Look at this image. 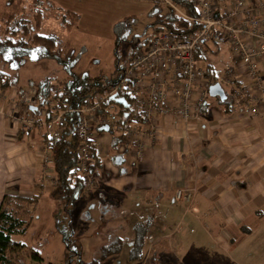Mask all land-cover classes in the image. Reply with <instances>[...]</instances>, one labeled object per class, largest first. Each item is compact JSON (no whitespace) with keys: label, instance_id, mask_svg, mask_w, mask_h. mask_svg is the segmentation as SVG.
Instances as JSON below:
<instances>
[{"label":"crops","instance_id":"obj_1","mask_svg":"<svg viewBox=\"0 0 264 264\" xmlns=\"http://www.w3.org/2000/svg\"><path fill=\"white\" fill-rule=\"evenodd\" d=\"M39 1L59 14L72 18L76 14L79 31L111 40L114 22L139 9L155 11L160 4V0ZM249 3L254 5L255 0ZM212 4L214 14L221 15L233 0H212ZM194 57L204 78L220 84L221 95L208 92L196 116L188 120L158 114L156 137L143 139L145 158L139 160L131 150L135 162L130 161L120 174L111 163L118 165L124 157L105 158L108 148L95 143L99 165L94 171H115L111 180L104 179L107 185L116 191L138 192V199L153 207L141 224L148 232L141 256L130 259L127 248V257H117L120 250L102 264H264V56L259 61L260 88L253 86L225 40L203 43ZM226 66L232 67L230 78L235 84L247 89V97L233 96L222 81ZM5 104L0 103V203L5 195L37 196L36 205L40 195L51 197L42 191L47 182L42 159L36 144L27 142L28 132L5 116ZM36 112L40 116L39 108ZM122 135L130 142L121 131L116 137ZM177 188L191 193L190 205L174 199ZM47 201L45 205L52 207L53 199ZM160 206L164 212H159ZM136 234L134 227L130 235ZM148 242L153 243L149 255Z\"/></svg>","mask_w":264,"mask_h":264},{"label":"rangeland","instance_id":"obj_2","mask_svg":"<svg viewBox=\"0 0 264 264\" xmlns=\"http://www.w3.org/2000/svg\"><path fill=\"white\" fill-rule=\"evenodd\" d=\"M140 2L143 1L140 0ZM159 2L158 8L162 12L168 9L180 12V8L171 0H160ZM37 12H41L43 16L38 32L55 36L58 39L57 46H60L59 52L48 55L40 48L38 51L25 53L23 55L25 62L20 66L11 61L3 64L1 68L7 71L15 79V82L9 87L0 88V103H6L3 109L5 116L12 120L15 127L25 129L28 132L29 139L27 142L35 143L38 154H40L43 146L42 132L47 122L44 121L40 127L36 124L23 125L21 116L23 112L24 114L26 112L25 104L20 99L21 89L27 90L30 85L35 86L34 83H27L29 79L34 81L48 79L51 88L61 79H66L72 88H81L95 83L114 85L122 77V68L128 65L130 55L133 51L135 52V45L152 33V28L146 27L152 17V11L139 9L128 17L126 19L127 27L124 30L125 39L121 41L79 31L74 22L70 27H67V16L59 14L52 6L47 7L42 3L36 4L34 0H0V26L9 16H23L32 20ZM67 51L68 54H66ZM200 64L202 65V62ZM20 85L23 87L20 88ZM45 86L46 84H42L43 89ZM38 108L40 116L37 115V112L32 113V115L38 119L46 118L47 107L39 105ZM130 108H135V104L132 103ZM108 109L111 124L108 130L97 133L96 140L99 139L98 144L101 146L99 148H108V153L104 150L103 153L101 152L103 155L104 153L107 154L105 158L117 157V155L124 157V160L118 165L110 162L117 168L116 172L120 174V169H123L130 161L135 162L134 157L131 156V150L134 154L135 151L131 142L116 137V134L118 135L121 131L116 130L114 125L116 118L114 112L116 113L117 109L115 107ZM113 139L119 141L112 143ZM145 147L143 142L139 156L135 155L139 160L145 158ZM51 154L53 155V151ZM41 165L43 169L42 160ZM52 170L49 171L51 174L54 173V168ZM114 172L104 169L94 171L95 181L81 191L79 199L75 202L70 223L74 233L80 239L84 260H89L93 252L96 255V248L112 239L115 234L123 235L124 243L117 257L124 256L127 253V248H129V241L132 238L130 234L133 233L134 227H136V232L139 229L143 230L144 228L141 226L143 220L152 215L149 208L152 206L140 201L137 197L138 192L116 191L104 182V179L105 181L111 180ZM46 177L48 179V175ZM50 179L53 180L51 176ZM47 183H45L46 190L42 191L49 193L56 182L54 185L51 182L48 185ZM37 191L38 189L34 193ZM37 199L39 203L36 205L34 202L22 205V209L28 210L27 213L22 212L23 218L27 219L30 216L31 223L25 234L13 236L14 241H21L23 246L13 245L7 250L8 264H66L63 257L64 244L62 238H66L72 232L67 222V216L62 213L60 204L52 203L53 209L56 208V210L49 212L52 207L46 206L45 201H52L51 197L46 199L45 196L40 195ZM15 211H18L19 215L22 214L20 209ZM160 211L164 212V206H160ZM125 235L128 238H124ZM74 245L75 243L71 240L70 248ZM152 245L153 243H147L146 253L148 255ZM33 253L39 256V260H36ZM76 255L72 256V264L76 263ZM125 257L127 256L125 255Z\"/></svg>","mask_w":264,"mask_h":264},{"label":"built area","instance_id":"obj_3","mask_svg":"<svg viewBox=\"0 0 264 264\" xmlns=\"http://www.w3.org/2000/svg\"><path fill=\"white\" fill-rule=\"evenodd\" d=\"M188 1L197 7L196 15L187 17L197 24L195 32L186 36L169 31L150 34L143 44L136 47L130 65L126 66L122 77L111 90V93L126 92L137 109L124 116L121 122H114L115 129L121 130L132 143L136 156L140 154L143 138L156 137L158 114L171 113L188 120L196 116L205 102L211 83L204 78V70L194 59L195 51L203 43L219 40L228 42L233 57L252 79L253 86H261L258 71L259 61L264 56V0H255L254 5H250L249 0H233V6L221 15L214 14L212 0ZM231 72L232 67L226 66L222 81L229 86L233 96L247 97V89L235 84L230 78ZM20 96L26 112L21 116L23 125L36 124L40 127L44 121L47 122L42 132L43 146L40 153L42 171L48 175L47 185L49 182L55 183L54 173L49 172L53 169L50 142L61 135L65 126L64 115L68 111L77 113L75 131L78 136L77 162L70 172L81 176L85 186L91 185L95 177L91 167L93 158L90 146L99 142V139L96 140L97 133L103 131L99 127H109L111 124L108 114L99 111L100 95L96 94L90 101L74 108L63 107V101L59 103L49 98L44 101L47 109L46 118L43 119L32 115L42 101L37 87L30 85L27 90L21 89ZM127 117L129 120L125 122ZM173 197L186 205L192 202L191 193L180 188L175 190Z\"/></svg>","mask_w":264,"mask_h":264},{"label":"trees","instance_id":"obj_4","mask_svg":"<svg viewBox=\"0 0 264 264\" xmlns=\"http://www.w3.org/2000/svg\"><path fill=\"white\" fill-rule=\"evenodd\" d=\"M34 1H36V4L40 2L39 0ZM171 1L182 9L183 14L187 16L196 15L197 9H195V6H193L188 0ZM65 12L67 13L68 11ZM152 12V20L146 25V27L152 28V33L169 31L175 35L186 36L192 35L197 29V24L195 22L187 20L185 16L178 14L173 9H168L165 12H162L159 8L155 11L153 8ZM62 15L68 17V21H66L67 27H70L74 22V19L77 17L76 14H72V18L64 12ZM42 18L43 16L41 12H37L32 20L23 16H9V18L7 17V19L4 20L3 25L0 26V88L9 87L15 82V79L12 78L7 71L1 68L7 61H11L20 66L25 62L23 59V55H25V53H30L32 51L35 52L40 48H42L48 55H51L54 52H59L60 46H57L58 39L55 38V36L50 34H41L38 32ZM126 19L127 18L124 17L112 24L113 40L121 41L125 39L124 30L127 27ZM149 36L139 41L135 45V48L143 44ZM66 54H68V51ZM133 56L134 51L132 52V55H130L128 65H130ZM125 68H122V73H124ZM27 83H34L37 87L38 94L41 95L42 101L39 102L38 106L42 105L43 107H47L44 101L52 98L55 102L60 103L63 101V107L74 108L90 101L96 94H98L101 97L99 108L100 112H106L108 114L109 107H115L117 109L116 113L114 112V115L117 116L114 122H121L125 116V112H127L128 115L130 112L137 110L136 107L130 108V105L134 102L126 92L117 91L118 93L116 94L123 96L126 101L129 102L128 108H124L110 98L111 94L114 93H111V90L116 86L117 82L112 86L95 83L88 86H82L81 88L70 87L66 79H61L56 84L57 86H55V88L50 87L51 84L48 79L45 81H34L29 79V82ZM41 84H46L44 89ZM19 87L22 88L23 85H20ZM64 119L65 126L61 135L50 142V146L53 151L52 165L54 168L56 183L54 188L48 193L55 204L61 205L62 213L66 214L67 222L69 223L70 230H72L66 238H62V242L64 244L63 257L66 260V264H72V256L74 254H77L75 264H102L106 257L111 254L118 253L121 250L124 239L119 236H115L109 241L100 244L96 248V256L94 255L89 260L81 259L80 239L74 233L70 223L75 202L79 199L81 191L86 187L81 176L73 175L70 172L71 168L77 162L76 149L78 136L75 131L77 113L68 111L65 113ZM128 120L129 117H127L124 121L127 122ZM120 139L124 140L123 135L120 136ZM90 151L93 158L91 167L92 171H94L95 167L99 165V158H97L95 143L91 144ZM36 197L25 198L21 196L5 195L2 198L0 203V264H8L6 252L10 247L13 245L23 246L21 241H14L13 236L25 234L29 224L31 223V217L28 216L27 219L23 218L22 212L27 213L28 210L22 209V205L32 204L36 200ZM12 201L15 204L11 205L10 203ZM14 209H20L22 214L19 215V212ZM54 210H56V208L53 209V211ZM147 233V230L139 229L137 234L131 239V241H129L128 253L130 259H136L141 256V251L145 245L144 241L146 240L145 237ZM71 240L75 243L72 248H70ZM33 255L36 257V260H39V256L36 253H33Z\"/></svg>","mask_w":264,"mask_h":264},{"label":"water","instance_id":"obj_5","mask_svg":"<svg viewBox=\"0 0 264 264\" xmlns=\"http://www.w3.org/2000/svg\"><path fill=\"white\" fill-rule=\"evenodd\" d=\"M208 92H209V94L217 93V94L221 95L222 90L220 88V84L219 83L211 84L208 87ZM110 98L113 99V101L115 103L120 104L124 108H127L129 106V102H127L123 96H118L116 93L111 94ZM126 115H127V112H125V116ZM108 128H109L108 125H103V126L99 127V130L106 131V130H108ZM115 162L118 163L119 160L115 159Z\"/></svg>","mask_w":264,"mask_h":264},{"label":"flooded vegetation","instance_id":"obj_6","mask_svg":"<svg viewBox=\"0 0 264 264\" xmlns=\"http://www.w3.org/2000/svg\"><path fill=\"white\" fill-rule=\"evenodd\" d=\"M117 82H118V81H117ZM41 85H42V84H41ZM118 96H119V95H118ZM128 107H129V106H128ZM128 107H127V108H128Z\"/></svg>","mask_w":264,"mask_h":264},{"label":"snow or ice","instance_id":"obj_7","mask_svg":"<svg viewBox=\"0 0 264 264\" xmlns=\"http://www.w3.org/2000/svg\"><path fill=\"white\" fill-rule=\"evenodd\" d=\"M33 58H35V57H33Z\"/></svg>","mask_w":264,"mask_h":264}]
</instances>
